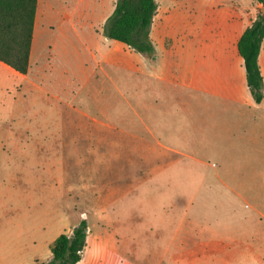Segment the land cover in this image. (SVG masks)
Here are the masks:
<instances>
[{"label":"rangeland","instance_id":"374dc122","mask_svg":"<svg viewBox=\"0 0 264 264\" xmlns=\"http://www.w3.org/2000/svg\"><path fill=\"white\" fill-rule=\"evenodd\" d=\"M130 76V85H115L114 130L104 115L62 114L57 100L22 87L15 114L0 108V264L49 262L55 239L83 220L90 233L78 264H264V114L220 115L225 107L210 104L209 115L193 111V141L156 146L161 132L121 130L137 125L138 77ZM121 90L135 98H118ZM140 103L153 110V100ZM205 117L229 133H215L211 147ZM173 128L185 129L181 117ZM74 136L116 146L41 142ZM233 233L239 244L221 240ZM101 238L120 255L91 261V252H107Z\"/></svg>","mask_w":264,"mask_h":264},{"label":"crops","instance_id":"0c3cea01","mask_svg":"<svg viewBox=\"0 0 264 264\" xmlns=\"http://www.w3.org/2000/svg\"><path fill=\"white\" fill-rule=\"evenodd\" d=\"M117 1L38 0L28 73L22 75L0 62V108L10 109L9 116L15 114L22 87L28 93L42 92L47 101L57 100L62 114L104 115L105 130H114L109 118L114 115L115 85H130L133 79L130 75H136L139 103L132 108L136 109L137 125L130 127L123 123L121 130L161 132L155 142L165 148L178 146L176 141H193V111L209 115L210 104L225 107L218 111L220 115L250 118L252 114H264V100L257 105L251 96L244 60L238 50L242 35L262 11L261 5L252 0H155L158 9L150 36L158 58L150 64L126 45L104 36L103 28ZM259 65L264 80V42ZM115 73L129 77L119 80ZM147 78L160 89L149 91ZM117 95L126 101L135 98L129 90H121ZM147 98L154 101L153 110L140 103ZM178 116L185 125L180 135L179 131L174 134L173 128ZM202 125L208 126L203 128L208 147L212 146L215 133L229 134L212 126L206 117ZM3 127L6 126L0 125V129ZM66 129L61 126L45 131ZM72 129L75 133L82 131L79 126ZM41 142L63 147L82 142L93 148L103 144L116 146L110 139L103 143L96 139L82 140L80 136ZM233 234L234 237L221 236V240L239 244L240 238ZM98 242L107 252H91L88 256L91 261H99L102 255H120L115 244L110 249L104 246L103 238Z\"/></svg>","mask_w":264,"mask_h":264},{"label":"trees","instance_id":"16d2710c","mask_svg":"<svg viewBox=\"0 0 264 264\" xmlns=\"http://www.w3.org/2000/svg\"><path fill=\"white\" fill-rule=\"evenodd\" d=\"M253 2L264 8V0ZM37 3L38 0H0V62L22 75L29 71ZM157 9L155 0H118L103 34L154 64L158 55L150 34ZM263 42L264 13L261 11L238 43L249 91L257 105L264 100V80L259 65ZM88 235V223L83 220L71 233L61 234L55 239L50 248L52 259L41 264H78L87 247Z\"/></svg>","mask_w":264,"mask_h":264},{"label":"water","instance_id":"95a60500","mask_svg":"<svg viewBox=\"0 0 264 264\" xmlns=\"http://www.w3.org/2000/svg\"><path fill=\"white\" fill-rule=\"evenodd\" d=\"M262 12L264 13V8L262 9Z\"/></svg>","mask_w":264,"mask_h":264}]
</instances>
